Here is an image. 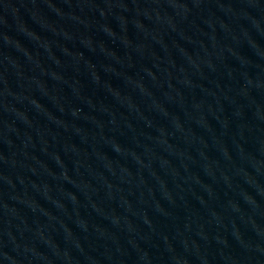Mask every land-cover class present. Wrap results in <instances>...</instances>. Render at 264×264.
Here are the masks:
<instances>
[{"label": "water", "instance_id": "water-1", "mask_svg": "<svg viewBox=\"0 0 264 264\" xmlns=\"http://www.w3.org/2000/svg\"><path fill=\"white\" fill-rule=\"evenodd\" d=\"M0 264H264V0H0Z\"/></svg>", "mask_w": 264, "mask_h": 264}]
</instances>
